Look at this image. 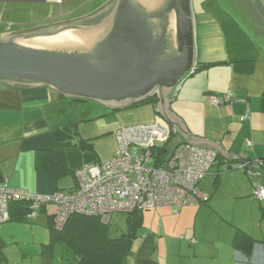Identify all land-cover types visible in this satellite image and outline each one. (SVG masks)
<instances>
[{"label":"crops","instance_id":"0c3cea01","mask_svg":"<svg viewBox=\"0 0 264 264\" xmlns=\"http://www.w3.org/2000/svg\"><path fill=\"white\" fill-rule=\"evenodd\" d=\"M25 4L32 6H20ZM102 7L76 16L75 11L64 13L63 5L55 0H0V11L10 12L5 22L0 12V36L83 18ZM242 8L259 36L253 48L248 33L222 8L193 9L196 69L173 104L172 90L164 103L155 96L156 103L144 101L121 108L104 105L105 111L100 112L99 103L96 109L49 87L19 88L0 81V188L40 195L65 190L63 179L67 177L48 179L37 171V151L54 150L59 142L71 141L65 155L70 170L76 172L114 156V134L119 128L163 120L177 130L174 145L184 142L212 149L221 160L199 185L209 197L207 203L144 211L125 264H264V200L261 203L254 197V183L264 186V17L259 10ZM228 92L235 95V101L220 107L210 104V94ZM246 112L249 118L242 121ZM80 141L88 148L82 149ZM242 154L263 161L256 177L234 168L232 158ZM226 162L234 169L224 171ZM240 203L244 209L236 216L230 208ZM53 215L54 208L45 207L33 219L9 221L0 227V256L5 264L29 257L32 252L20 249L30 243L24 231L34 234L38 227L47 228L48 217ZM126 230L125 222L124 231H119ZM237 230L259 242L251 259L233 245ZM43 238L47 242L45 234ZM41 257L42 264H52Z\"/></svg>","mask_w":264,"mask_h":264},{"label":"water","instance_id":"95a60500","mask_svg":"<svg viewBox=\"0 0 264 264\" xmlns=\"http://www.w3.org/2000/svg\"><path fill=\"white\" fill-rule=\"evenodd\" d=\"M113 1L96 23L90 21L107 6L83 18L0 36V81L45 86L110 107L155 96L164 103L196 69L192 0Z\"/></svg>","mask_w":264,"mask_h":264},{"label":"built area","instance_id":"2783aa9c","mask_svg":"<svg viewBox=\"0 0 264 264\" xmlns=\"http://www.w3.org/2000/svg\"><path fill=\"white\" fill-rule=\"evenodd\" d=\"M63 4L65 0H55ZM182 88L178 84L173 91ZM172 91V92H173ZM175 93V94H176ZM214 107L236 100L232 92L208 96ZM249 118L246 112L241 120ZM177 130L163 120L124 126L114 134L117 149L107 161L84 165L76 171L78 188L65 195L60 192L40 195L7 186L0 188V227L9 220L8 203L27 201L32 214L43 205L54 208L56 228L61 230L71 214L99 217L108 223L115 213L159 207L198 206L209 197L199 187L217 160V152L188 143L171 146ZM251 146V142H247ZM234 168L243 169L251 178L263 167L262 160L245 155L234 156ZM254 195L264 200V186L254 183ZM194 242V241H192Z\"/></svg>","mask_w":264,"mask_h":264},{"label":"trees","instance_id":"16d2710c","mask_svg":"<svg viewBox=\"0 0 264 264\" xmlns=\"http://www.w3.org/2000/svg\"><path fill=\"white\" fill-rule=\"evenodd\" d=\"M236 1L242 3L243 0H234V2ZM253 1L258 2L257 0H248V2L243 1L248 5L245 7H247L250 12H252L254 9H260L254 8L256 6L252 5ZM146 102L156 103L157 100L155 97H152L146 100ZM176 134L173 136L170 142L172 147L175 146L173 144V139ZM80 144L82 149L88 148L85 141H80ZM82 144L84 146H82ZM70 145H72L71 141H63L59 142L54 150H39L36 153V169L37 171L44 173L48 179L60 180L68 176H74L76 184L73 188L68 190V193H66L67 191L64 190L57 191L65 195L74 193L78 188V183L75 176L76 172L70 170L65 155V150ZM220 160L221 158L217 153V160L214 166H216ZM223 164H225L223 169L224 171H230L234 169L228 162ZM45 207L49 206H41L36 211V215L34 217H30L32 214L31 203L27 201L9 202V220L7 222H25L28 219H33L37 217L39 211ZM144 211L146 210H135L132 213H115L107 224L103 223L99 217L75 213L68 217L64 227L61 230L56 228L55 216L53 215V217H48L47 228L49 230V242L43 245L42 256L50 260L55 244L63 243L68 250L73 252L78 264H125L131 253L132 243L136 239L138 231L142 227ZM116 214L126 215L127 230L125 233L120 235H113L112 233L111 223L113 217ZM257 243L259 242H257L245 232L240 230L236 231L233 245L235 249L239 251L246 259L252 258ZM0 264H5V258L3 256H0Z\"/></svg>","mask_w":264,"mask_h":264},{"label":"rangeland","instance_id":"374dc122","mask_svg":"<svg viewBox=\"0 0 264 264\" xmlns=\"http://www.w3.org/2000/svg\"><path fill=\"white\" fill-rule=\"evenodd\" d=\"M110 1L111 0H65V2L63 4V9H64L63 12L68 13L71 11H75V12H77V14H75L77 16L80 13H83L85 11L88 12L90 9H94L98 6H104ZM243 1L248 2V0H243ZM243 1H242V3H239L238 1L234 2V0H192V8L195 9V11H204L203 9L207 8V6H217L219 8H222L224 10V12L232 20H234L240 27L241 26L243 27L245 33H248V35L251 38L250 41H251L252 48H253L254 44H256L258 42L259 36H255V33L253 31L252 26L248 23V20H247L248 16H247V14L246 15L244 14L245 9L243 10V8H242L243 6H248V5ZM2 6H9V5L7 3V4H4ZM10 6H13V5H10ZM20 6H32V4H25V5H20ZM1 11L0 12L3 14L4 10L2 9ZM9 14H10L9 10H6L4 13V15H5L4 22L6 21L7 16ZM251 14H252L253 18L257 17L256 14H253V13H251ZM1 19H2V16H1ZM32 25H34V24H32ZM254 39L257 42H255ZM190 76L191 75L187 74L185 76V78L181 81L180 84L183 85L189 79ZM179 91L177 93L175 91H173L171 93L172 104L175 102L174 100L178 96ZM84 102H88V104H89L88 106H93L94 108L97 109V106H98L97 102L92 101V100L84 101ZM83 106L86 107L87 105L84 104ZM101 106H104V105L99 104L100 112L105 111V109L101 108ZM175 140L176 139L174 138L173 142H175ZM63 181L65 182V186H63V188L65 189L64 191H67L66 193H68V190L71 189L72 187H74L76 184L75 179H73L72 176H70V177L68 176L67 178L63 179ZM255 199H256V197H255ZM256 200H258V199H256ZM259 202L262 203V201H259ZM234 207L236 208V210L234 209ZM230 209L237 216L240 213V211L243 210L244 208H242V205L240 203L238 205H236V204L232 205V207ZM125 219H126V216H124V215H119V216L114 217V219L111 223L112 233L114 235H120L121 232L119 230H121V228L124 231L125 222H126ZM24 234H25V237L30 240V243L27 245H24V247L21 246L20 249H23V250L26 249L32 253L28 254L29 257L24 259V262L17 260L14 264H42L43 258L41 257V255L43 252V245L47 244L49 242V230H48V228L38 227L35 229L34 234H31L27 231H24ZM44 234L47 236V242H42V239H44L43 238ZM51 254H52V257L50 258V260H51L52 264H78V261L75 259L73 252L68 250L67 247L65 246V244H63V243L55 244ZM32 255H34V256H32ZM48 260L49 259H47V261Z\"/></svg>","mask_w":264,"mask_h":264},{"label":"flooded vegetation","instance_id":"af4514ba","mask_svg":"<svg viewBox=\"0 0 264 264\" xmlns=\"http://www.w3.org/2000/svg\"><path fill=\"white\" fill-rule=\"evenodd\" d=\"M258 2H254L252 3L253 6H256L254 8H260V9H263L262 10V13L264 14V4L260 1V0H257ZM250 5V6H252ZM104 6H107L105 7L103 10H101L99 12V15L97 17H95L94 20L90 21L91 23H96L98 20H101L104 16H107L109 13H110V10L111 8L114 6V1L111 0L110 2H108L106 5ZM253 11H257L256 9H254ZM252 11V12H253ZM86 24V23H85Z\"/></svg>","mask_w":264,"mask_h":264}]
</instances>
